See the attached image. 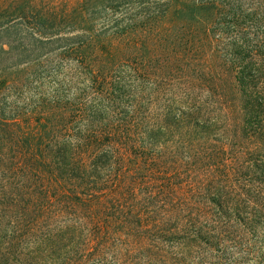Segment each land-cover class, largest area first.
I'll use <instances>...</instances> for the list:
<instances>
[{
	"label": "trees",
	"instance_id": "trees-1",
	"mask_svg": "<svg viewBox=\"0 0 264 264\" xmlns=\"http://www.w3.org/2000/svg\"><path fill=\"white\" fill-rule=\"evenodd\" d=\"M169 1L105 0L100 33L85 5L67 27L0 17V86L45 62L52 85L0 107L4 264H207L264 222V0H191L225 27L171 42Z\"/></svg>",
	"mask_w": 264,
	"mask_h": 264
},
{
	"label": "rangeland",
	"instance_id": "rangeland-1",
	"mask_svg": "<svg viewBox=\"0 0 264 264\" xmlns=\"http://www.w3.org/2000/svg\"><path fill=\"white\" fill-rule=\"evenodd\" d=\"M219 1H223V3L236 2L243 8L252 3L253 5L258 3L253 0ZM104 2L105 0H0V17L15 16L23 10H27L47 27H67L66 25L75 15L74 11L79 6L85 5L87 13L93 12V16L97 17L95 26L97 32L100 33L110 28L116 18L110 12L105 11V7L101 5ZM169 3L171 5L169 17L156 28L157 32L161 33L162 39L171 42L175 39L203 38L210 29L225 27L222 23L223 13L218 11L220 6L216 4L218 2L201 8L195 3L196 6L193 5L191 0H170ZM135 37H137L136 34H131L130 42L135 41ZM136 48L138 51L136 56L144 61H147L153 53L151 48L140 45V43ZM56 63L58 62L54 59L50 64ZM47 66H50L48 62L24 66L6 74L2 79L4 84L0 86V107H22L27 98H34V95L39 91L49 93L52 85L48 83V79H44L45 74L43 75ZM34 120L28 124H21L22 133L20 136L25 142L31 143L32 139L38 135L37 139L33 141V146L37 149L39 146L37 140L45 141V138L43 137L44 133L41 132L42 127ZM5 230V223L0 221V243L7 232ZM251 233H253L252 238L251 235H244L237 241V245L233 246L234 248L227 249L225 260L213 259L207 264H264V222L259 225L257 231H251ZM4 263V259L0 258V264Z\"/></svg>",
	"mask_w": 264,
	"mask_h": 264
}]
</instances>
